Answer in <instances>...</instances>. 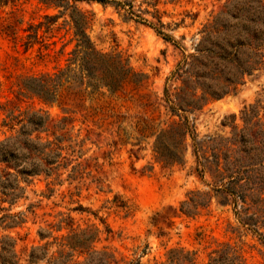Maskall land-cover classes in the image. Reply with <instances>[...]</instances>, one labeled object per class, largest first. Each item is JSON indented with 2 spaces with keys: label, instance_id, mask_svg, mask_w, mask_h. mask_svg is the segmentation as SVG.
Listing matches in <instances>:
<instances>
[{
  "label": "rangeland",
  "instance_id": "1",
  "mask_svg": "<svg viewBox=\"0 0 264 264\" xmlns=\"http://www.w3.org/2000/svg\"><path fill=\"white\" fill-rule=\"evenodd\" d=\"M144 1L133 0V6L150 11L138 12L146 21L125 18L123 9L97 0H0V143L15 148L17 169L50 168L19 174L0 159V178L13 193L0 188V264L2 258L9 264H83L96 252L112 254L109 264H163L171 250L207 264L224 246L236 250L241 264H264V242L243 227L239 206L221 202L215 192L229 173L243 184V165L264 155V67L191 112L173 113L164 95V88L174 93L180 85L172 72L193 52L203 26L216 16L242 24L249 0H157L170 39L149 25L155 17ZM234 11L241 14L231 17ZM72 15L83 18L97 51L120 55L141 80L82 99L72 92L83 85L64 83L58 87L61 106L28 91L66 67L76 43ZM9 114L22 121L9 127ZM34 114L46 118L44 128L26 141L19 127ZM184 116L192 132L179 147L183 158L164 165L154 140L162 132L160 142L171 141L169 128ZM57 146L60 155L47 164ZM262 167L264 160L253 164L254 175ZM196 192L206 204L181 212ZM95 229L85 249L73 246L81 231Z\"/></svg>",
  "mask_w": 264,
  "mask_h": 264
},
{
  "label": "trees",
  "instance_id": "2",
  "mask_svg": "<svg viewBox=\"0 0 264 264\" xmlns=\"http://www.w3.org/2000/svg\"><path fill=\"white\" fill-rule=\"evenodd\" d=\"M97 1L103 4L111 3L118 10L123 9L122 15L125 18L135 17L138 20L146 21L139 13L150 12L147 8H134L133 0ZM144 2L147 6L152 7L151 14L155 17V23L149 22V25L165 38L170 39L168 34L162 32L165 24L161 21L156 9L157 0H145ZM228 11L230 10L226 9L224 13L227 14ZM240 14L238 11H234L230 16L237 17ZM241 20L243 21L242 24H240V20H236L234 23H224L218 21L216 16L211 23L203 26V29L200 30L202 32L201 38L194 44L193 52L186 55L188 60L184 59L178 63L172 72V77L180 81V85L175 87L174 93H169L167 88H164L165 101L173 113L177 110L186 113L199 109L202 103L208 99L220 98L235 90L245 75H250L255 69L264 67V0H249L243 4V19ZM72 21L76 43L70 53L66 67L51 78H40L35 86L26 87L28 91L35 93L45 102L57 101L58 105L61 106L62 103L57 98L59 96L58 87L64 83H68L67 88H74L73 82L83 85L82 88H77L72 92L73 95L82 99L83 95L100 93L101 88L109 93H114L122 88L126 81L138 83L141 80L139 74L135 73L120 55L99 52L94 48L84 31L83 18L78 19L72 15ZM76 105L79 106L80 104ZM64 109L68 110V108ZM250 109L253 112L254 108L251 107ZM34 115L28 117L27 121L19 127L18 133L24 135L26 141L29 140L27 136L33 130L44 128L46 118L40 114ZM8 119L9 127L22 121L17 116H10V114ZM243 119L248 121L250 115L244 113ZM168 132L171 141L162 144L159 140L160 136L163 135L161 132L156 136L153 143L156 158L162 161L164 165L182 160L183 156L179 147L182 145L186 134L192 132V126L184 116L183 121L176 126H171ZM55 139L59 142L61 137L56 135ZM50 143L52 144V142L45 144L50 145ZM57 149L51 148L50 153H52L53 159L46 161L47 164H52L60 155L59 149L61 147L57 146ZM251 149L245 150V156L249 160L252 158ZM40 152L43 151L40 150ZM15 156V148L9 145L8 140L0 143V159L6 163V167L12 166L17 169L20 166ZM262 160H264V155L253 164L260 166ZM198 164H201L200 161ZM253 164L243 165V184L236 185V182L241 178L229 173L227 175L228 180L220 182L215 188V192L219 193L221 202H230L234 207L239 206L240 211L243 212V217H241L243 227L251 229L264 242V231H258L259 228H264V196H261L264 191V168L258 169V175H254ZM40 170L49 172L50 168L34 165L31 167L23 166L16 171L23 174L24 172L35 173ZM4 174L11 175L10 172H4ZM231 184L238 187H231ZM0 188L4 194H11L5 189L9 188V183L5 179L0 178ZM235 188H239V190ZM227 194H231L233 197L230 199ZM247 197L250 199L249 202L246 201ZM205 204V198L196 192L188 200L181 203L180 210L192 214L194 209ZM236 213L239 214L238 210ZM97 231V229L92 232L81 231L78 236L79 240L73 246L79 247L81 250L85 249L87 242L95 239ZM112 259V254L96 252L83 264H109ZM8 262L4 258L1 260V264H9ZM163 264H194V262L193 258L187 254L183 255L180 251L171 250L167 262ZM207 264H241V262L235 249L224 246L216 252L215 256L209 258Z\"/></svg>",
  "mask_w": 264,
  "mask_h": 264
}]
</instances>
